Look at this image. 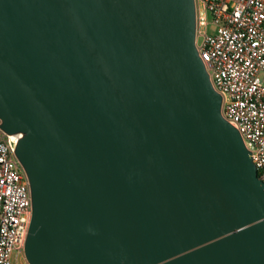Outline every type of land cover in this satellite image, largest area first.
I'll return each instance as SVG.
<instances>
[{"label":"water","instance_id":"95a60500","mask_svg":"<svg viewBox=\"0 0 264 264\" xmlns=\"http://www.w3.org/2000/svg\"><path fill=\"white\" fill-rule=\"evenodd\" d=\"M195 36L194 0H0L27 264H264V183Z\"/></svg>","mask_w":264,"mask_h":264},{"label":"built area","instance_id":"2783aa9c","mask_svg":"<svg viewBox=\"0 0 264 264\" xmlns=\"http://www.w3.org/2000/svg\"><path fill=\"white\" fill-rule=\"evenodd\" d=\"M195 47L222 98V118L240 134L264 183V0H194ZM19 135L0 130V264H25L31 218Z\"/></svg>","mask_w":264,"mask_h":264},{"label":"rangeland","instance_id":"374dc122","mask_svg":"<svg viewBox=\"0 0 264 264\" xmlns=\"http://www.w3.org/2000/svg\"><path fill=\"white\" fill-rule=\"evenodd\" d=\"M25 264H27L26 261H25Z\"/></svg>","mask_w":264,"mask_h":264}]
</instances>
